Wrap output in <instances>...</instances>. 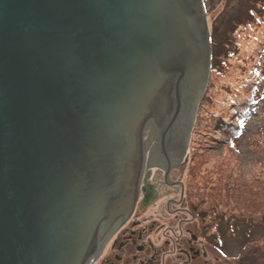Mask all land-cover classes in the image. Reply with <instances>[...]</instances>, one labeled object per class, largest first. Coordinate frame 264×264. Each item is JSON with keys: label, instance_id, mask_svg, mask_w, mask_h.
Returning <instances> with one entry per match:
<instances>
[{"label": "water", "instance_id": "water-1", "mask_svg": "<svg viewBox=\"0 0 264 264\" xmlns=\"http://www.w3.org/2000/svg\"><path fill=\"white\" fill-rule=\"evenodd\" d=\"M208 41L203 0H0V264L84 263L151 132L185 153Z\"/></svg>", "mask_w": 264, "mask_h": 264}, {"label": "rangeland", "instance_id": "rangeland-1", "mask_svg": "<svg viewBox=\"0 0 264 264\" xmlns=\"http://www.w3.org/2000/svg\"><path fill=\"white\" fill-rule=\"evenodd\" d=\"M203 3L212 65L202 98L209 91L214 96L223 94L221 88L227 79L230 91L233 85L236 91L250 76L255 85L249 86L242 100L251 106L242 105L240 113L236 108L223 111L221 119L210 124L217 103L201 98L185 149L193 157L182 162L175 176L184 185L167 186L154 196H180L183 189L184 196H193L195 210H208L207 217L211 214L228 226L231 243L240 245L237 242L242 240L244 249H264V40L260 38V33L264 36V0ZM236 45L242 54L233 55ZM229 63L233 66L227 67ZM233 96L228 94L226 99ZM239 114L243 115L239 118ZM237 118L240 121L235 124ZM232 131L238 133L230 136Z\"/></svg>", "mask_w": 264, "mask_h": 264}, {"label": "flooded vegetation", "instance_id": "flooded-vegetation-1", "mask_svg": "<svg viewBox=\"0 0 264 264\" xmlns=\"http://www.w3.org/2000/svg\"><path fill=\"white\" fill-rule=\"evenodd\" d=\"M155 132L159 136V128L150 138ZM150 138L142 148L145 163L138 196L128 210L101 220L83 264H264V249H244L242 240L240 245L231 243L228 226L211 214L207 217L208 210H195L193 196H184L183 189L180 196H154L158 189L150 180H159L154 178L157 173L166 186L183 187L176 170L193 155L183 147L173 153L168 142L162 145V140L151 138V144Z\"/></svg>", "mask_w": 264, "mask_h": 264}, {"label": "trees", "instance_id": "trees-1", "mask_svg": "<svg viewBox=\"0 0 264 264\" xmlns=\"http://www.w3.org/2000/svg\"><path fill=\"white\" fill-rule=\"evenodd\" d=\"M262 7H264V5ZM254 22H256V20L253 19V23ZM260 38L264 40V36H262V33H260ZM232 52H233V55H235V54L240 55V53L241 54L243 53V50H240V47L236 45L234 47V49L232 50ZM232 66L233 65L230 64V63H229V65H227V67H232ZM261 73L262 72H258L259 75ZM229 80L230 79H227V81H228L227 83H229ZM227 83L221 89H222V93L223 94H227V95L228 94H234V96L231 98V100L228 101L226 99L227 95H223V94L215 95V96L211 95L212 92L210 93V91H209L208 94L205 95V97H203V98H209V100L213 99V101L215 100L216 103H217V107L215 109H213L214 112L211 115V118H210V121H209L210 124L217 123V118L221 119L220 115L222 114L223 111L228 113V111L230 112L231 110L236 108V111L240 110L239 111V113H240V112H242V107H241L242 105L243 106L246 105V107L247 106H251L249 103L246 104L242 100V96H243V94H245V96L247 95L246 92H247V89L249 88V86L253 87L255 85V79L253 77L252 78L250 76L245 77V79L238 84V86L236 88V91H234V85L233 84H231L233 86L231 87V91H230L229 85H227ZM233 91H234V93H233ZM237 101H241V102L236 103ZM239 115H240L239 116V118H240L243 114H239ZM239 118L235 119V122H234L235 124L239 123V121H240ZM236 133H238V131H232L230 136H233V134H236Z\"/></svg>", "mask_w": 264, "mask_h": 264}, {"label": "bare ground", "instance_id": "bare-ground-1", "mask_svg": "<svg viewBox=\"0 0 264 264\" xmlns=\"http://www.w3.org/2000/svg\"><path fill=\"white\" fill-rule=\"evenodd\" d=\"M204 9H205V7H204Z\"/></svg>", "mask_w": 264, "mask_h": 264}]
</instances>
